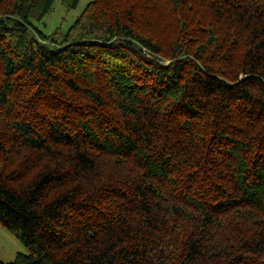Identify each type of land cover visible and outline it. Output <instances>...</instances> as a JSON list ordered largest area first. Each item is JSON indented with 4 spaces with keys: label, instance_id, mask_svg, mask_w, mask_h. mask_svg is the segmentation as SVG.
Segmentation results:
<instances>
[{
    "label": "trees",
    "instance_id": "1",
    "mask_svg": "<svg viewBox=\"0 0 264 264\" xmlns=\"http://www.w3.org/2000/svg\"><path fill=\"white\" fill-rule=\"evenodd\" d=\"M0 0V264H264V0ZM79 0H61L66 10Z\"/></svg>",
    "mask_w": 264,
    "mask_h": 264
},
{
    "label": "rangeland",
    "instance_id": "2",
    "mask_svg": "<svg viewBox=\"0 0 264 264\" xmlns=\"http://www.w3.org/2000/svg\"><path fill=\"white\" fill-rule=\"evenodd\" d=\"M93 0H79L73 10H66L61 0H55L49 14L41 22H33L35 29L47 35L60 29L65 32ZM27 255L21 242L0 225V262L11 263L17 255Z\"/></svg>",
    "mask_w": 264,
    "mask_h": 264
}]
</instances>
